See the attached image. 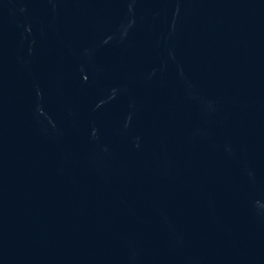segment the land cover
I'll return each mask as SVG.
<instances>
[{"label": "water", "instance_id": "1", "mask_svg": "<svg viewBox=\"0 0 264 264\" xmlns=\"http://www.w3.org/2000/svg\"><path fill=\"white\" fill-rule=\"evenodd\" d=\"M0 264H264V0H0Z\"/></svg>", "mask_w": 264, "mask_h": 264}]
</instances>
